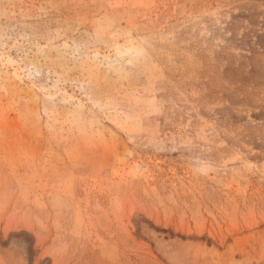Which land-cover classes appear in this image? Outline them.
I'll return each mask as SVG.
<instances>
[{
  "label": "rangeland",
  "instance_id": "1",
  "mask_svg": "<svg viewBox=\"0 0 264 264\" xmlns=\"http://www.w3.org/2000/svg\"><path fill=\"white\" fill-rule=\"evenodd\" d=\"M0 264H264V0H0Z\"/></svg>",
  "mask_w": 264,
  "mask_h": 264
}]
</instances>
